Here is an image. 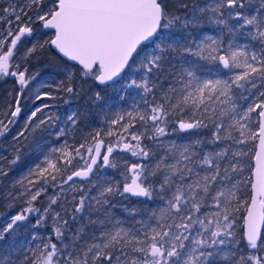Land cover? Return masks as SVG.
<instances>
[{
	"label": "snow or ice",
	"instance_id": "1",
	"mask_svg": "<svg viewBox=\"0 0 264 264\" xmlns=\"http://www.w3.org/2000/svg\"><path fill=\"white\" fill-rule=\"evenodd\" d=\"M3 12L17 22L22 15L27 17L18 31L9 28L0 39V77H15L21 95L36 77L29 75L26 67L20 70L21 65L10 62L22 37L32 34L31 24L39 22L53 34L42 44L27 48L24 59L45 46L57 50L67 60L58 66L70 82L64 92L79 95L72 86L74 77L88 78L104 87L124 81L121 91L130 95L129 90H140L146 106L114 113L109 124L119 131L110 127L105 135L116 136L115 142L105 144L96 131L90 145L81 143L69 150L71 146L65 142L44 156L45 166L37 164L30 170L29 175L37 179L29 180V185L42 180L57 187L74 178L91 177L97 168H117L113 162L117 151L140 159L139 163L125 162L121 180L99 178L90 186L96 195L89 191L79 197L72 221L79 220L76 214L88 211L97 217L88 224L99 226L98 233L92 232L82 243L89 235L85 225L73 231L53 207L59 197H50L33 227L51 215L57 242L34 235L33 240L41 243L29 248L31 256L25 254L20 264H264V0H207L191 7L181 3L177 10L170 8L168 0H27L19 9L10 6ZM206 23L217 26L219 34L201 33ZM226 34L230 36L227 42ZM238 36L247 38L246 42L240 43ZM134 64L138 71H131ZM208 65L215 66V71ZM13 67L16 71H11ZM126 71L127 77L123 75ZM21 95L11 112L13 118L21 113ZM93 95V104L103 100L100 91ZM36 99L55 97L39 92ZM237 99L252 102L238 107ZM48 108V104L37 106L27 116L28 125H34L32 131L47 127L59 138L67 134L66 128L77 130L81 113H68L65 127L56 130L60 117L55 113L38 116ZM252 114H256L258 131L250 127ZM136 121L144 125L150 122L151 136H146L147 128L130 132ZM13 123L14 119L7 124L0 121V136ZM169 126L173 133L194 136L198 133L190 130L208 129L211 136L186 143L161 140L169 135ZM23 135L20 132L14 139ZM257 137L255 164L246 166L239 158L247 153L235 146ZM145 138L157 146L159 154L146 148L142 143ZM204 145L215 147L206 150ZM57 153L63 168L52 159ZM76 158L84 160L83 166L58 181ZM19 159L17 154L9 164ZM0 174H4L2 170ZM157 177L159 180L152 183ZM44 191L40 187L30 196L29 207L11 217L0 230V239L27 219L25 213L41 211L32 202ZM117 195L126 200L159 197L160 203L154 208L137 207L131 201L120 204L127 214L122 218L113 211L117 205L112 198ZM241 209L243 233L238 238L236 224ZM0 264L11 262L4 258Z\"/></svg>",
	"mask_w": 264,
	"mask_h": 264
},
{
	"label": "rangeland",
	"instance_id": "2",
	"mask_svg": "<svg viewBox=\"0 0 264 264\" xmlns=\"http://www.w3.org/2000/svg\"><path fill=\"white\" fill-rule=\"evenodd\" d=\"M4 8H8L10 6H14L19 9L20 6L25 5L27 0H3ZM207 0H168L170 8L173 10L179 9V5L181 3H187L189 7L193 4L203 5ZM0 15V39H3L4 36L7 35V30L11 28L13 32L18 31L20 26H23L27 23V17L21 16V21L17 22L15 17L12 15L5 14ZM179 15H183V10L178 11ZM29 16L35 15L33 11L28 12ZM8 20L12 21V24L7 23ZM40 24L39 22H35L31 24L33 32L31 35H25L22 37L21 41L17 45V49L15 50V57L10 62L12 65L19 64L21 65V69L27 68L29 75H34L36 77L35 81H32L30 85L24 90L23 94H20V86L15 77L5 76L0 77V86L3 87V84H8L5 86V90L0 93V121L4 123H8L10 119H14L15 123L9 125V131L4 135L0 136V170L4 174H0V230L3 227H6L7 223L10 222L11 217L21 212L22 210L27 208L28 201L30 196L35 193L37 189L40 187H44L46 191L42 192L41 195L37 198V201L40 202L39 208L40 212H33L35 215L34 221H21L18 222V227L15 228L14 231L9 233H5L3 238L0 239V259L7 258V261L11 262V264H20L23 260L24 255L27 254L31 256V252L28 251L29 248H35L37 244L41 243V240H33V236L37 235L42 240L46 241L49 237L52 238L53 242H57L55 240L53 234V220L51 215L45 217V221L43 224L33 227L36 223V219L41 216L43 209L47 207L50 197L58 196L57 205H53L56 211L61 212V216L69 221V225L73 231H75L81 224L85 225V231L89 235H85L82 240L89 239L90 234L92 232L99 231V226L88 224V220H95L96 214L89 213L85 211L84 213L76 214L79 217L78 221H72L74 208L79 200L81 195H84L85 192H89L91 195H96L95 189L90 188L91 183L97 181L99 178L111 179V180H121V173L125 172V162L130 163H139L140 159L137 157H132L130 153L117 151L113 154L114 159L113 162L118 164L117 168H104V169H94V175L89 177L86 181H73L68 184L60 185L57 187H53L51 183L44 184L43 181H39L34 186L29 185V180H36L37 177L35 175H29L30 170L35 168V165L41 164V166H45L42 164L43 158L47 155L52 148H59L65 142H67V137H72L73 134H76V138L74 139V145L72 147V141L69 142V146L71 144V148L79 146L81 143H85L86 146L92 143L91 137L84 132L82 129L81 132L76 133L77 131H72L66 128L67 134L65 136L57 138L55 135V131L50 128H40L36 129V131H32V127L34 125H28L27 116L30 115V112L35 109L37 106H41L43 104L50 105V108L45 109L44 114H38V116L42 115H50L51 113H55L56 116L60 117L59 120L56 121V125L58 128L65 127L63 121L66 118V115L71 111H77L82 114V117L85 121L89 123L86 126L89 128V132L94 136L96 131H100L101 137L104 138L105 144H110L116 141V136L108 137L105 133L109 130L110 127L119 131L116 126H110L109 121L114 118V113L123 112L127 110H133L134 106H138L140 108L146 107L141 99L142 92L140 90L133 91L129 90L131 93L125 94L121 91V84L124 81H121L120 84H115L111 87H100L91 79H77L73 78L72 86L76 89L79 95H71L64 92L62 89L69 85V81L67 75L60 70V67L63 66L67 62H62L56 59L54 56L45 55L46 50L49 46H45L44 49H38V51L32 55L31 57L24 59V54L27 48L32 47L34 44L39 45L42 44L46 39H48V35H43L42 30L36 28L35 26ZM41 25V24H40ZM201 33H206L209 35L216 36L218 35V28L215 25L205 24L204 27L200 30ZM51 33V32H49ZM53 34V33H51ZM10 39L6 41V45L10 43ZM225 42L230 39L229 35H225ZM237 40L240 43H245L247 38L243 36H238ZM151 51V49H149ZM138 63V62H137ZM212 71H215V66L208 65ZM11 71H16L15 67L11 68ZM131 71H138L137 65L134 64ZM129 72L126 71L123 75L128 76ZM139 78V77H137ZM209 78L211 74H209ZM76 86V87H75ZM164 87H167V82L164 83ZM95 91H100L103 97V100L98 104H93ZM39 92H50L52 96L62 97V102L60 106H64L62 108L59 107L58 102L55 99H42L37 100L36 94ZM140 92V94H138ZM18 95H21V113L18 114L17 117H11V112L14 111L16 107V98ZM244 95H247L245 92ZM120 96H124V99L121 100ZM157 96H159V92H157ZM151 100V96L148 97ZM90 101V102H89ZM237 105L245 106L247 103H251L249 100L245 102L244 100L237 99ZM92 105V106H90ZM91 111V113H90ZM252 122L250 123V127L253 131H257L258 123L256 122V114H252ZM38 123V121H36ZM26 125L28 127L26 128ZM145 128L149 129L146 133V136H151V123L144 125L140 121H136L134 126L129 129L130 132H144ZM40 131V132H39ZM23 132L24 135L19 137L18 139H14L17 137V134ZM36 140L33 142V137L37 134ZM192 133H198V136L189 135L187 133L180 132H172V127H168V133L166 137H161V140H174L179 142H188L190 139H206L210 138L211 132L208 129H195L190 130ZM237 137L238 133H234ZM90 137V138H89ZM63 138V139H62ZM182 138V139H181ZM59 139V140H58ZM130 139V137H128ZM256 140H249L244 145H236L237 149L246 152L247 155L243 156L240 159L241 163L246 166H252V159L255 150ZM30 142L32 147L23 152L22 156L30 157L32 162L28 164L26 170L14 173V166L9 164V161H12L14 157L10 159V155L16 151L17 146H25ZM75 142L76 145H75ZM134 143V141H133ZM142 143L146 146V148L151 149L153 151H157L159 154V150L157 146L149 139L145 138ZM206 150H211L215 146L213 145H204ZM44 149L43 153L41 152ZM103 151V149H102ZM83 153V150H82ZM59 154L57 153L52 159L54 162H57L59 166L64 167L63 162L58 159ZM86 158V157H85ZM84 164V160L80 158H76L73 161V165L67 166V170L63 171L62 176H58L57 180H61L62 178H66L67 175H70L73 171L79 169ZM249 174V170L246 168L244 175L247 176ZM159 180V177L156 180H152V183H156ZM61 188L63 191H61ZM74 189V190H73ZM75 197V199H73ZM131 201L137 207H147L154 208L156 207L160 201L159 197L155 199H149L147 197L137 198V197H129V199H124L121 196H115L112 198V203L117 205L113 211L117 212L118 215H121L122 218H126L127 214L123 213L119 208L120 204H128ZM243 215V209H241V213L238 214L237 224H236V233L239 238L242 236V224L243 219L240 221L241 216ZM146 218L137 216L136 219ZM67 239L65 243H67ZM243 247V244H241Z\"/></svg>",
	"mask_w": 264,
	"mask_h": 264
},
{
	"label": "trees",
	"instance_id": "3",
	"mask_svg": "<svg viewBox=\"0 0 264 264\" xmlns=\"http://www.w3.org/2000/svg\"><path fill=\"white\" fill-rule=\"evenodd\" d=\"M4 7V4H3V0H0V15L1 14H3L2 12H3V8ZM36 28H38V29H40V30H42V34L43 35H48L49 37H48V39H50L51 38V36H52V32L51 33H49L48 31H44L43 30V28H42V26L40 25V24H38V25H36L35 26ZM45 55H50V56H54L56 59H58V60H60V61H62V62H66L65 60H63L62 58H60L58 55H56L52 50H51V48L49 47L47 50H46V54ZM76 87V86H75ZM3 90H5V88L4 87H1L0 86V93L3 91ZM55 100L58 102V104H59V107L60 108H62V107H64V106H60V103L63 101L62 100V97H56L55 98ZM90 102V101H89ZM90 106H92V105H90ZM90 113H91V111H90ZM89 122L88 121H85L84 119H83V117L80 119V121L78 122V128H77V132L76 133H79V132H81L82 131V129L84 130V132L87 134L88 133V135L91 137V136H93L88 130H89V128L86 126V124H88ZM40 132V131H39ZM37 135L39 136L40 134L37 132V134L33 137V142L36 140V138H37ZM89 137V138H90ZM76 138V134H73V136L72 137H67L66 139H67V144H69V142L70 141H72V147H73V143H74V139ZM59 140V139H58ZM76 143L77 142H75V145H76ZM28 144H30V142H28L27 144H25V146H23V147H20V146H17L15 149H19V147H20V150H23L25 147H27V145ZM70 146H71V144H70ZM19 150V151H20ZM15 154V155H14ZM14 154L13 155H10L9 157H10V159H11V157L13 158H15V156L17 155V154H19V153H17V150L14 152ZM20 155V159L13 165L14 166V169H13V172L14 173H19V172H22V171H24V170H26V168L28 167V164L30 163V162H32L31 160V158L30 157H27V156H22L21 154H19ZM40 202H38L37 200L36 201H33L32 202V206H34V207H36V208H39V204ZM27 207H29V204H27ZM23 211V210H22ZM0 212H1V210H0ZM26 214V216H27V219H26V221H29V222H31V221H34L35 220V215L33 214V213H25ZM242 220V216H241V218H240V221Z\"/></svg>",
	"mask_w": 264,
	"mask_h": 264
},
{
	"label": "water",
	"instance_id": "4",
	"mask_svg": "<svg viewBox=\"0 0 264 264\" xmlns=\"http://www.w3.org/2000/svg\"><path fill=\"white\" fill-rule=\"evenodd\" d=\"M44 31H48V32H52V31H50V30H48V29H43ZM50 48H51V50L56 54V55H58L60 58H62V55L61 54H58V52H57V50H55L53 47H51V46H49ZM63 60H65L66 62H67V60H66V58H62ZM72 63H74V62H72ZM97 85H98V82H95ZM110 84L112 83V82H109ZM99 86V85H98ZM100 87H104V86H100ZM258 127H259V125H258ZM257 131H258V128H257ZM258 145H259V139H258V137H257V140H256V144H255V150H254V155H253V159H252V166H254V164H255V160H254V156H255V152L258 150ZM78 170V169H77ZM76 171V170H75ZM89 178V177H88ZM88 178H74L73 179V181H80V182H83V181H86ZM73 181H70V182H73ZM137 198H144V197H137ZM244 223V222H243ZM242 230H243V224H242Z\"/></svg>",
	"mask_w": 264,
	"mask_h": 264
},
{
	"label": "flooded vegetation",
	"instance_id": "5",
	"mask_svg": "<svg viewBox=\"0 0 264 264\" xmlns=\"http://www.w3.org/2000/svg\"><path fill=\"white\" fill-rule=\"evenodd\" d=\"M3 4H4V1H3ZM7 85H8V84L5 83V84H3V87L5 88V86H7ZM62 139H63V138H62ZM30 146L32 147V144H31V143L28 144L27 147H25L23 150H20V147H23V146H20V147H19V150H20V151H19V154L22 155L23 152L26 151L27 149H29ZM40 150H42L41 152L43 153L44 149H41V148H40ZM14 152H15V151H14ZM14 152H13L11 155H13ZM14 155H15V154H14Z\"/></svg>",
	"mask_w": 264,
	"mask_h": 264
}]
</instances>
